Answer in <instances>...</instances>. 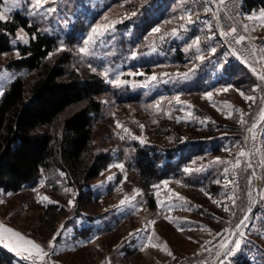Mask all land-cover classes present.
<instances>
[{
	"label": "rangeland",
	"instance_id": "rangeland-1",
	"mask_svg": "<svg viewBox=\"0 0 264 264\" xmlns=\"http://www.w3.org/2000/svg\"><path fill=\"white\" fill-rule=\"evenodd\" d=\"M150 1L142 0L136 9L126 6L125 1L115 3L114 0H48L43 7L37 6L35 0H19L14 6L6 5L3 0L0 4V9L11 8L29 14L44 31L54 35L58 43L54 55L71 52L73 68L85 72H93L92 67L97 69L95 73L104 79L107 88L98 95L102 109L94 119L92 150L109 157L99 176L81 189L60 170H43L32 183L16 192L0 189V201H3L0 203V224L11 226L40 244L49 253L44 264H103L106 257L111 258L110 264H264V102L261 99L264 98V81L259 79L260 87L251 84L238 88L225 68L230 63L233 65L235 60L241 62L235 57L238 56L251 69L256 68L264 74V62L260 61L264 56V26L258 19L264 7L246 12L236 1L225 8L226 19H232L236 35L246 37L245 41L236 44L232 35H221L220 24L208 0H197L199 9L195 3L182 6L183 1H178L171 11H163L161 0H156L162 8L155 12L163 11L162 20L148 30L140 31L143 30L140 26L142 13L146 12L143 5ZM170 5L173 6L171 1ZM206 8L211 11L206 12ZM186 11L193 12V19L197 15L199 19L187 25V30L179 29L184 21L178 17ZM133 12L136 14L131 15ZM114 20L122 22L110 28L91 48L90 54L79 52L82 40L92 26L111 24ZM157 27L160 32L152 33L151 30ZM233 27L227 26L225 32H230ZM173 28L178 29L177 36L165 35ZM162 35L163 40L160 39ZM21 36L23 39L18 38ZM197 37L200 39L199 51L196 46L189 48ZM27 41L28 35L18 30L13 43ZM61 47L64 50H59ZM212 47H216L215 54L211 52ZM199 55L206 59L203 62L197 60ZM17 56L16 49L0 54V93L14 78L31 75L26 69L6 67V63ZM104 69H109L107 77L100 74ZM129 72L143 75L129 76ZM120 73L119 78L126 83L116 86L111 81ZM153 75L156 80L150 79ZM223 88L228 91H218ZM206 92L213 93L211 100L205 98ZM240 92L254 96L255 102L245 101ZM157 101L160 102L158 106ZM234 109H240L244 114L245 125L237 122L241 113ZM189 112L194 118L186 116ZM229 113L231 117L226 118ZM117 122L121 128H117ZM208 126L215 135L205 138V151L217 147L220 152L182 164L181 177L171 173L148 189L142 187L134 167L128 163V158L132 157V143L140 146L169 144L178 132L182 133V142L195 140L197 136L192 131ZM238 127L243 131L242 134L239 131L241 136L235 140L237 144H233L230 134L236 133L234 129ZM167 130L170 134L165 133ZM240 151L247 155L238 157ZM237 158L240 165L233 169L232 164ZM116 164H123V169L113 166ZM226 167L229 168L227 174L224 173ZM185 168L193 171L187 173ZM203 175H215L216 193L195 182ZM239 177L243 179L242 187ZM65 188L71 191L66 193ZM88 191L92 195L83 207L80 198L83 195L79 193L85 195ZM176 193L185 200H179ZM38 196H47L53 203L38 202ZM125 196H135V199L120 205ZM229 196H233L235 205ZM70 200L72 204H69ZM151 200L154 206L149 204ZM213 200L219 201L220 206ZM50 204L61 208L54 231L42 218L44 209ZM223 205L230 211H223ZM239 213L241 217L236 220ZM245 215L248 219L237 228ZM168 216L173 222L166 219ZM153 220L154 225L150 223ZM61 225H64L63 229ZM153 231V243L162 247L163 242H167L175 259L151 246L140 250ZM57 232L60 234L53 250L48 245ZM231 236V241L240 239L242 243L234 255L228 256L227 250H221L219 245L229 241ZM0 245L5 246L4 243ZM229 247L233 245L229 244ZM129 251H132L131 255L126 254ZM17 256V264H32L22 255ZM37 264L41 262L37 261Z\"/></svg>",
	"mask_w": 264,
	"mask_h": 264
},
{
	"label": "trees",
	"instance_id": "trees-1",
	"mask_svg": "<svg viewBox=\"0 0 264 264\" xmlns=\"http://www.w3.org/2000/svg\"><path fill=\"white\" fill-rule=\"evenodd\" d=\"M122 1L131 9H136L142 2L114 0L115 3ZM178 1H183L182 6H193L195 3L196 9H199L197 0H161L163 11L175 9ZM2 2L0 0V4ZM242 2L246 12L264 7V0ZM160 5L156 0L143 5L146 12L142 13L143 23L140 26L143 30L140 31L148 30L152 24L162 20L163 11L155 12L162 8ZM18 30L28 35L26 43H13ZM57 45L54 35L44 31L37 21L21 10H13L4 21H0V54L12 49L19 53L6 63V67L26 69L31 74L29 77L14 78L0 96V189L3 191L20 190L32 183L43 170H60L81 189L99 176L109 162L107 154L92 150L94 119L102 109L98 95L106 90L107 84L98 73L73 68L71 52L54 55ZM233 62V65L225 66L233 85L238 88L251 84L261 86L259 78L246 65L236 60ZM206 128L192 131L197 136L195 140L182 142V133L178 132L169 144L140 146L132 143V157L128 158V163L134 167L142 187L148 189L171 173L181 177L182 164L220 152L217 147L210 152L205 151V138L214 133L210 126ZM234 130L237 131L230 134V139L237 144L235 140L241 136L239 131L242 134L243 130L240 127ZM213 178L215 175H203L195 182L216 193L218 185L213 183ZM238 179L242 187V178ZM79 194L83 195L80 198L85 207L92 193ZM149 204L154 206V201ZM59 208L50 204L43 211V221L51 231H54L60 216ZM240 217L241 213L235 219ZM126 254L131 255L132 251ZM16 260L12 252L0 245V264H16Z\"/></svg>",
	"mask_w": 264,
	"mask_h": 264
},
{
	"label": "snow or ice",
	"instance_id": "snow-or-ice-1",
	"mask_svg": "<svg viewBox=\"0 0 264 264\" xmlns=\"http://www.w3.org/2000/svg\"><path fill=\"white\" fill-rule=\"evenodd\" d=\"M48 0H35V4L37 6H40V7H43V5L45 3H47ZM19 3V0H5V4L8 5H16ZM221 3H223V0H221ZM12 11L11 8H4V9H0V21H4L5 18H6V13H10ZM51 11H54V9H52ZM205 11H211V9L209 8H206ZM136 13L133 12L131 13V15H135ZM193 12L191 11H186L183 15L179 16L178 19L181 20V21H184V23H181L179 25V29H183V30H187V25H191V24H194L196 22V19H199V16L197 15L196 16V19H193ZM125 18H128L127 16H125ZM251 18V17H250ZM105 19H107V17H105ZM259 22L261 24V26H264V11H261L260 14H259ZM122 20H114L111 22V24H105V25H100V24H97L95 26H92L91 27V30L90 32L83 38L82 40V46L79 48V52L81 54H84V55H88L90 54V50L91 48L97 44V42L105 36V34L110 30V28H114L115 24L116 23H121ZM245 28V31L248 30L247 28V25L244 26ZM152 33H159L160 32V29L157 27V28H153L152 30ZM252 31H255V29H252ZM171 35V36H177L178 35V29L177 28H173L171 30L170 33H166L165 35ZM221 35L227 37L229 35H232L233 38L235 39V43L236 44H240L241 42L245 41L246 37L244 35H236V28L233 27L231 29L230 32H221ZM19 39H23V37H18ZM160 39L163 40L164 39V36H160ZM199 44H200V39L199 37H197L192 44L189 45V48H192L194 46H196L197 48V51H199ZM59 50H64L63 47H61ZM187 51V49H186ZM211 52L213 54L216 53V47H212L211 48ZM235 54V53H233ZM52 54L50 53L49 56H51ZM133 57H135V53L132 54ZM197 60L203 62L206 57L204 55H199L196 57ZM260 61L261 62H264V56H261L260 58ZM91 70L93 72H96L97 69L95 67H92ZM254 73L257 71L256 68H252L251 69ZM102 76H105L107 77L109 75V69H104L101 73H100ZM137 74H140V75H143V73H137V72H129L128 75L129 76H135ZM120 75H122V73L120 74H117L116 78L113 79L111 82L116 85V86H119L120 84L122 83H126V81H122L119 77ZM185 77L187 76V73L183 74ZM151 80H156L157 77L155 75L151 76L150 77ZM259 79L261 81H264V74L262 75H259ZM218 91H223V92H226L228 91V88H223V89H220ZM254 91V90H253ZM2 94V93H0ZM240 95L245 99V101H253L255 102V97L252 96V95H245L243 92H240ZM205 98L206 99H209L211 100L212 96H213V93L212 92H206L204 94ZM177 102H179V98L177 97ZM262 99V102H264V98H261ZM157 103V106L159 105V101L156 102ZM227 107H232L231 105H226ZM219 110V109H218ZM234 111L236 112H240L241 113V118L237 121L238 123H240L242 126L245 125L247 123L246 120L243 119V113L241 112L240 109H234ZM262 113H264V110H262ZM186 116L188 117H192V113H186ZM231 117V113L228 114V117L226 118H230ZM194 118V117H192ZM179 119V118H177ZM203 122V121H201ZM122 125L117 122V128H121ZM141 128H143V125H140ZM253 127H255V125H253ZM125 132H128V129L124 128L123 129ZM249 131H251V129H249ZM123 138V137H122ZM135 138V137H133ZM143 139H141V143H143ZM247 153L245 151H240L237 156L238 157H244L246 156ZM240 165V159L237 158L235 160V162L232 164V168L235 169L236 167H238ZM114 167H117V168H120V169H123V164H116V165H113ZM251 165L249 164V167ZM185 172L187 173H190L191 171H193V169H190V168H185L184 169ZM229 172V168H225L224 169V173L227 174ZM61 175H63V173H61ZM109 179H112V177H109ZM217 183H219V181H217ZM228 183H232V181H229ZM165 184H167V181H165ZM227 187V184L225 185ZM64 191L67 193V192H70L71 189L69 188H65ZM137 195L139 194V192L136 193ZM158 195V193H157ZM175 196L178 197L179 200H185L184 197L180 196L178 193L174 194ZM205 195H208V193H205ZM249 196H251V193H249ZM211 198V197H209ZM264 198V197H262ZM38 199V202L40 200H47L48 203H53V201L51 199H49L47 196H43V197H40L38 196L37 197ZM132 199H135V196H132V197H128V196H125L123 199H121L120 201V205H124L126 202H129L130 200ZM229 200L232 201L233 205H235V199L233 198V196H229L228 197ZM3 201H0V203H2ZM73 202L70 200L69 201V204H72ZM213 203H216L218 206H220V202L219 201H216V200H213ZM170 210V208H169ZM223 211L225 212H229L230 209L227 205H223ZM232 215H235V213H232ZM166 219L171 223L173 222V218L171 216H168L166 217ZM248 218L247 217H244L242 220H240V222L236 225L237 228H239L241 225L244 224L245 220H247ZM151 224H155V221H150ZM61 229L64 228V225H61L60 226ZM177 227L179 228V225H177ZM182 230V229H181ZM137 231H140V230H137ZM226 231H228L226 229ZM60 233L57 232L53 235L52 239L49 241V247L50 248H53L54 250V247H55V241H56V238L57 236L59 235ZM132 235V234H130ZM155 233L154 231L151 232L146 240H147V243H145L144 245L141 246V251H144L148 246H151L153 248H157V249H161L162 251H164L169 257H172V259H175V256L174 254L172 253L171 250H169L168 246H167V242H163V246L161 247V244H157V243H153V237H154ZM241 236H243V233H240ZM157 239H159L157 237ZM191 239V238H190ZM0 243H4L5 247H8L11 251L17 253V255H22L23 258L25 260H30L32 262V264H37V261L41 262V264H44L45 262V258L49 255L48 252H46L44 250V248L36 243L35 241H33L32 239H29V238H26L24 235H22L19 231H16L14 229H12L11 227H7L3 224H0ZM241 240L240 239H236L235 241H222L221 244L219 245V248L221 250H227L225 252L226 255L228 256H231V255H234L235 252L241 248ZM229 244H232L233 247H229ZM207 250V249H206ZM217 256H219V251L217 252ZM110 261H111V258L110 257H106L105 258V261L103 262V264H110ZM221 264H223V262H221Z\"/></svg>",
	"mask_w": 264,
	"mask_h": 264
},
{
	"label": "built area",
	"instance_id": "built-area-1",
	"mask_svg": "<svg viewBox=\"0 0 264 264\" xmlns=\"http://www.w3.org/2000/svg\"><path fill=\"white\" fill-rule=\"evenodd\" d=\"M211 4V7L214 8V12L216 14L217 22L220 24L221 31L225 32V29L227 26L233 27V21L231 22L229 19H226V7L233 4V2H238L239 7H242V0H223V3H221V0H208ZM236 22V20H235ZM237 59L241 60L242 58L235 56Z\"/></svg>",
	"mask_w": 264,
	"mask_h": 264
},
{
	"label": "water",
	"instance_id": "water-1",
	"mask_svg": "<svg viewBox=\"0 0 264 264\" xmlns=\"http://www.w3.org/2000/svg\"><path fill=\"white\" fill-rule=\"evenodd\" d=\"M241 62H242L244 65H246V66L251 70V68L247 65V63H246L243 59H241ZM252 72H253V71H252ZM255 75L259 76V75H261V74H260L259 72L256 71V72H255ZM244 217H246V215H245ZM244 217H243V218H244ZM243 218H242V219H243ZM242 219H241V220H242ZM234 233H235V231H234ZM234 233H233V234H234ZM233 234H232V235H233ZM231 239H232V236H231V238H230L229 241H231Z\"/></svg>",
	"mask_w": 264,
	"mask_h": 264
},
{
	"label": "crops",
	"instance_id": "crops-1",
	"mask_svg": "<svg viewBox=\"0 0 264 264\" xmlns=\"http://www.w3.org/2000/svg\"><path fill=\"white\" fill-rule=\"evenodd\" d=\"M5 226H7V225H5ZM9 227H11V226H9ZM12 228V227H11ZM15 230V229H14ZM27 238V237H26ZM5 247V246H4ZM5 249H7L8 251H10V252H12L13 254H14V256L16 257L17 255L15 254V252H13V251H11L8 247H5ZM18 257V256H17ZM17 261H18V259L16 260V264H17Z\"/></svg>",
	"mask_w": 264,
	"mask_h": 264
}]
</instances>
